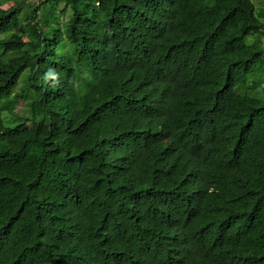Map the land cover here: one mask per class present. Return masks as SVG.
<instances>
[{"label":"trees","instance_id":"trees-1","mask_svg":"<svg viewBox=\"0 0 264 264\" xmlns=\"http://www.w3.org/2000/svg\"><path fill=\"white\" fill-rule=\"evenodd\" d=\"M259 80L253 0L0 7V264H264Z\"/></svg>","mask_w":264,"mask_h":264},{"label":"rangeland","instance_id":"rangeland-1","mask_svg":"<svg viewBox=\"0 0 264 264\" xmlns=\"http://www.w3.org/2000/svg\"><path fill=\"white\" fill-rule=\"evenodd\" d=\"M257 11L264 10V0H253ZM15 4V0H0V7L3 9H7ZM21 29V26L18 30ZM24 40L29 39V35L23 36ZM257 89H260L264 86V81H258L256 84ZM0 110L10 112L12 115H18L22 113L23 107L22 102L13 103L12 101H5L0 104Z\"/></svg>","mask_w":264,"mask_h":264}]
</instances>
